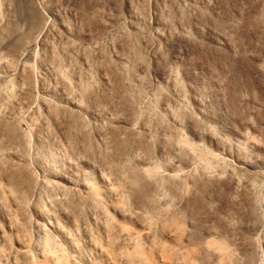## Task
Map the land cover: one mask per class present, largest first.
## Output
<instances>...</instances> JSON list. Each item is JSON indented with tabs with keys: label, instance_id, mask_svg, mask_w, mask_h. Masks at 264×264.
<instances>
[{
	"label": "rangeland",
	"instance_id": "rangeland-1",
	"mask_svg": "<svg viewBox=\"0 0 264 264\" xmlns=\"http://www.w3.org/2000/svg\"><path fill=\"white\" fill-rule=\"evenodd\" d=\"M0 264H264V0H0Z\"/></svg>",
	"mask_w": 264,
	"mask_h": 264
},
{
	"label": "bare ground",
	"instance_id": "bare-ground-1",
	"mask_svg": "<svg viewBox=\"0 0 264 264\" xmlns=\"http://www.w3.org/2000/svg\"><path fill=\"white\" fill-rule=\"evenodd\" d=\"M91 191L94 196L98 193V190L96 188H93Z\"/></svg>",
	"mask_w": 264,
	"mask_h": 264
}]
</instances>
